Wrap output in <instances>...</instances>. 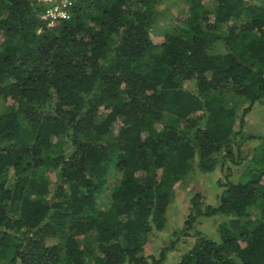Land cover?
Here are the masks:
<instances>
[{
    "label": "trees",
    "instance_id": "16d2710c",
    "mask_svg": "<svg viewBox=\"0 0 264 264\" xmlns=\"http://www.w3.org/2000/svg\"><path fill=\"white\" fill-rule=\"evenodd\" d=\"M161 1L72 0L48 27L43 5L0 0V264H166L195 235L178 264H264V142L217 206L196 194L176 239L145 255L192 163L238 166L264 103V0H188L156 45ZM229 97L248 103L238 129ZM214 217L219 241L191 235Z\"/></svg>",
    "mask_w": 264,
    "mask_h": 264
},
{
    "label": "rangeland",
    "instance_id": "374dc122",
    "mask_svg": "<svg viewBox=\"0 0 264 264\" xmlns=\"http://www.w3.org/2000/svg\"><path fill=\"white\" fill-rule=\"evenodd\" d=\"M187 1L188 0L161 1L159 5L161 15L159 18L158 30L152 38L156 45H160L167 34L174 33L176 29L181 27L188 11ZM205 3H207V5L210 4L207 0H205ZM227 105L228 107H233L238 115V129L239 120L242 118L243 110L248 107V103H242L238 99L229 97L227 99ZM4 108L5 102L0 98V114L3 112ZM244 123V131L256 138L244 144L238 158L240 164L238 166L232 165L230 162H223L221 160L213 172L204 174L199 171L197 160L193 162V169L188 179L171 192L172 201L168 208L165 228L160 232L153 231L149 235L145 248L146 256L158 257L161 250L169 246L171 242L176 239L175 234L183 230L185 222L190 214L191 200L196 194H201L206 204L217 206L219 197L223 192V188L218 186L219 181L225 183L226 178L229 177V181L238 183L244 180L246 173L254 167L253 159L256 157L257 151L261 149L262 142H264L262 138H257L264 137V103L256 104L250 114L245 117ZM51 177L53 178L54 174H51ZM117 183L118 177L113 174L109 178L108 186L101 197V207L106 206L110 194ZM224 221H226V219L223 217L199 219L191 235L199 233L201 236L219 241L217 229ZM195 236L189 239L181 238L175 250L168 254L166 264H178L181 257L193 247L196 241Z\"/></svg>",
    "mask_w": 264,
    "mask_h": 264
},
{
    "label": "built area",
    "instance_id": "2783aa9c",
    "mask_svg": "<svg viewBox=\"0 0 264 264\" xmlns=\"http://www.w3.org/2000/svg\"><path fill=\"white\" fill-rule=\"evenodd\" d=\"M43 5L44 11L41 19L48 27H54L58 21L69 20L72 0H31Z\"/></svg>",
    "mask_w": 264,
    "mask_h": 264
}]
</instances>
